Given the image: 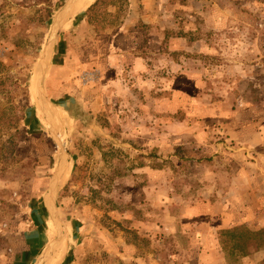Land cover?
<instances>
[{
  "label": "rangeland",
  "instance_id": "1",
  "mask_svg": "<svg viewBox=\"0 0 264 264\" xmlns=\"http://www.w3.org/2000/svg\"><path fill=\"white\" fill-rule=\"evenodd\" d=\"M66 1L0 0V264L31 262L22 239L35 224L56 236L35 204L61 149L32 74ZM71 11L43 68L65 151L66 240L49 264L63 250L60 264H216L203 253L220 247L213 228L226 213L205 206L229 203L237 222L239 203H264L263 177L251 181L264 171V0H84Z\"/></svg>",
  "mask_w": 264,
  "mask_h": 264
},
{
  "label": "crops",
  "instance_id": "2",
  "mask_svg": "<svg viewBox=\"0 0 264 264\" xmlns=\"http://www.w3.org/2000/svg\"><path fill=\"white\" fill-rule=\"evenodd\" d=\"M258 169L261 170V168H258ZM263 175H264V171L263 172H255V174L251 178V181H255V179H257V180L261 179L262 177L264 179ZM242 191L243 190H241V192ZM42 201H43V203L40 204L41 206H39L38 204H35V208L38 211H41V215L43 214V211L45 209L47 211L46 213L49 214V211H48L47 206H46L47 204H46L45 198H43ZM223 204H224V202H221L218 205L210 204V205L205 206L207 214H211L218 209H221L222 212L228 214V215L223 214L222 216L220 215V218H218L219 221H217V225L214 226L213 231L217 232V231H220L222 229H229L233 225L238 224V222H241L243 224L246 223L249 227H251L255 230H258V229H261L264 227V203L261 202L260 200L257 201L256 203H251L250 205H246V206L242 202L239 203L238 208L235 210L236 213L239 214L238 215L239 220L236 219L237 222H231L230 221L233 219H232V216L230 214L231 211L229 209V203L225 204V206H223ZM40 224H42V223H40ZM40 224L38 223V224H35L33 227H31V229H32L31 232H29V234L26 233V235H24L23 239H22L23 242H25V246H26V248L23 250V253H24V251H27L28 256L31 255L30 259H29V260H31V262L29 264H34L36 262V260L38 259V257L40 256V254L42 253V251L46 248V246L49 244V242H51V240L49 241L46 238V237H48L46 233L38 230V227L40 226ZM210 225H211V230H212L211 221H210ZM65 240H66V238H65ZM65 240L62 243V245L58 248V250L62 247L64 248ZM57 251H55L54 254ZM220 251H221V249L219 246H215V247L213 246V248H209V249L206 248V251L203 253V255H205L207 257L206 258L207 260H213V259H215V256H217V257H219V259L217 260L216 264H224L226 262H225V259L222 257V255L219 254ZM54 254L47 264H49L50 261L53 259ZM64 255L65 254H64V250H63L61 258L58 261V264H60V262L64 259V257H65ZM243 261H247V262H249V264H262L264 262V250L256 251V252L252 253L251 255L243 257Z\"/></svg>",
  "mask_w": 264,
  "mask_h": 264
},
{
  "label": "water",
  "instance_id": "3",
  "mask_svg": "<svg viewBox=\"0 0 264 264\" xmlns=\"http://www.w3.org/2000/svg\"><path fill=\"white\" fill-rule=\"evenodd\" d=\"M77 0H67L63 7L60 9V11L54 16L52 25H51V31L50 35L47 39V42L43 48L41 58L35 67L33 74H32V80L35 81L36 86V94L38 96V99L41 100L43 103V106H41V112L45 115V117L48 120V125L51 130V134L57 141L61 151H60V157L58 164L55 168V172L50 179V182L47 187V192L45 193V200H46V206L47 209L54 221L55 227H56V236L49 242V244L46 246V248L42 251L38 259L34 264H47L51 257L53 256L54 252L58 250V248L62 245V243L65 240V228L60 220L59 212L57 208L56 203V197H57V188L59 184V180L64 168L65 163V151L63 149V145L60 143L57 134L53 130V122L51 118V113L49 112V109L47 106L48 103L43 98V91H42V81H43V68L46 63V60L48 59L50 48L52 45V42L54 41L56 35L58 34L61 26L63 25L65 19L67 18L69 12L74 7ZM77 110L80 112V108L75 106Z\"/></svg>",
  "mask_w": 264,
  "mask_h": 264
},
{
  "label": "trees",
  "instance_id": "4",
  "mask_svg": "<svg viewBox=\"0 0 264 264\" xmlns=\"http://www.w3.org/2000/svg\"><path fill=\"white\" fill-rule=\"evenodd\" d=\"M96 4L97 1L87 9L86 13ZM218 239L227 260L233 256L236 257L235 259L243 258L256 251L264 250V227L256 231L249 230L244 225L222 229L218 233Z\"/></svg>",
  "mask_w": 264,
  "mask_h": 264
},
{
  "label": "bare ground",
  "instance_id": "5",
  "mask_svg": "<svg viewBox=\"0 0 264 264\" xmlns=\"http://www.w3.org/2000/svg\"><path fill=\"white\" fill-rule=\"evenodd\" d=\"M83 1H84V0H77V2H76L75 5H74L75 8H74V7L72 8L71 14H72V13H75V12L78 10V8L81 6V4L83 3ZM59 257H60V256L57 257V261H58ZM57 261L54 262V264H57Z\"/></svg>",
  "mask_w": 264,
  "mask_h": 264
}]
</instances>
